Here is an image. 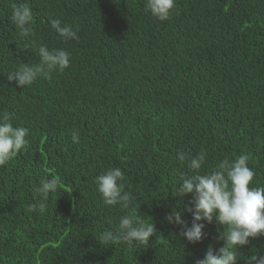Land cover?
Listing matches in <instances>:
<instances>
[{
    "label": "trees",
    "instance_id": "1",
    "mask_svg": "<svg viewBox=\"0 0 264 264\" xmlns=\"http://www.w3.org/2000/svg\"><path fill=\"white\" fill-rule=\"evenodd\" d=\"M21 2L0 0V113L29 129L28 149L0 167V264H194L221 247L215 222L190 244L164 217L176 208L191 221V194L172 193L201 151L200 174L245 154L250 187H264V0H176L163 22L145 0H27L28 39L11 21ZM50 19L79 39L65 41ZM40 44L68 51L69 67L18 87L7 74L38 63ZM112 167L134 197L128 209L97 191L95 177ZM53 176L58 190L44 200L35 189ZM42 200L43 212L26 210ZM123 215L157 231L143 244H101ZM257 253L264 237L238 248L237 264Z\"/></svg>",
    "mask_w": 264,
    "mask_h": 264
},
{
    "label": "clouds",
    "instance_id": "2",
    "mask_svg": "<svg viewBox=\"0 0 264 264\" xmlns=\"http://www.w3.org/2000/svg\"><path fill=\"white\" fill-rule=\"evenodd\" d=\"M176 0H145L144 10L152 17L167 21L175 7ZM11 21L18 30L20 38L28 39L34 35L32 8L27 0L13 5ZM50 27L65 41L78 40L77 31L62 26L59 19H50ZM39 62L21 63L15 71L7 74L9 81H15L18 87L29 86L38 78L48 79L53 71H64L70 65L71 54L58 48L49 49L40 44L36 50ZM8 112L0 113V167L6 165L21 150H27L29 129L13 126ZM72 142L79 143V132L73 130ZM206 152L201 151L187 162L191 175H182L172 195L181 199L191 194L192 199L186 207L191 221L184 218L185 210L173 208L165 214V221L179 229L178 236L190 244H197L207 238L204 231L207 225L215 222L217 239L223 245L215 248L209 245L203 258L194 264H237V249L249 245L252 239L264 237V187H250L255 176L248 167L249 157L240 154L234 159L225 157L215 167L204 174L200 169L206 161ZM177 158L185 161L184 152H178ZM124 172L112 167L95 177V184L103 204L109 207L119 206L128 209L134 199L124 187ZM59 180L55 176L45 177L35 191L47 200L49 193H56ZM37 208L43 212L46 204L28 205L26 210L33 212ZM157 231L154 223H146L138 215H123L119 218L117 231H103L99 235L101 244L126 242L129 245L147 243ZM248 264H264V255L257 253L250 257Z\"/></svg>",
    "mask_w": 264,
    "mask_h": 264
}]
</instances>
